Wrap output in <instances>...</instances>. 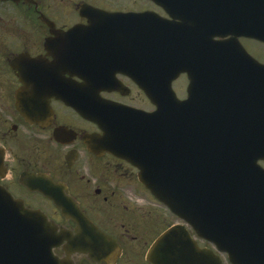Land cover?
<instances>
[{"label": "flooded vegetation", "instance_id": "1", "mask_svg": "<svg viewBox=\"0 0 264 264\" xmlns=\"http://www.w3.org/2000/svg\"><path fill=\"white\" fill-rule=\"evenodd\" d=\"M224 4L234 3L170 0L174 11L168 15L151 0H0V153L7 171L0 184L26 209L47 218L56 233L47 228L44 238L51 242L54 237L60 245L54 251L58 259L72 264H150L148 254L159 238L182 227L200 249L230 264L227 253L200 239L145 190L137 169L102 146L95 148L106 126L129 124L115 120L112 104L147 114L155 109L133 81L162 75L150 71L142 38L151 22L157 30L161 23L171 25L175 38L189 41L204 21L209 33V21L231 20L232 14L220 9ZM123 15L149 16L117 25L109 19ZM182 22L187 27H178ZM230 39L231 35L216 38ZM258 43L241 38L242 47L223 50V58L217 59L221 73L214 72L212 58L206 61L207 82L196 95L198 102L210 105L198 108L197 117L224 119L238 136L264 130L261 82L258 88L257 77H249L250 59L260 62L253 45ZM180 81L187 82L178 95L185 101L187 76L181 75L174 84ZM100 82L117 85L99 86L90 95L87 84ZM88 105L98 123L76 113V108ZM258 164L264 169V161ZM48 188L52 190L47 194L58 203L38 191ZM246 191L235 192L240 207L264 210V196L253 199ZM256 240L243 241L239 251L244 261L263 256ZM11 241L16 250L27 246L18 235L5 239L4 247L9 248ZM30 255L33 258L34 252ZM8 257L11 263L12 257L19 262L22 253Z\"/></svg>", "mask_w": 264, "mask_h": 264}, {"label": "water", "instance_id": "2", "mask_svg": "<svg viewBox=\"0 0 264 264\" xmlns=\"http://www.w3.org/2000/svg\"><path fill=\"white\" fill-rule=\"evenodd\" d=\"M153 1L169 12L167 0ZM233 3L220 7L225 15L226 11L232 14L231 20L209 22V33L206 30L204 34L206 38L181 40L173 36V29L164 25L160 27L159 36L152 32L146 36L150 41L148 48L161 49L152 53L154 59L159 55L163 60V74L135 82L156 110L149 115L116 106L115 120L147 122L106 126L108 131L103 130V145L111 155L138 169L141 184L179 219L192 226L200 238L214 243L220 252H228L232 264H264V210L240 207L235 193L247 189L248 197L264 196V171L257 165L264 159V130L238 136L224 119L216 116L195 118L198 108L210 105V102L202 104L196 97L207 82V69L203 67L204 71L193 73L194 59L197 66H206V60L212 58L215 73H221L223 68L217 67V59L223 58V50L232 44L239 46L238 38H250L264 44V0H233ZM122 18L125 21L126 18ZM226 25L230 27L225 28ZM181 27L187 26L182 22ZM228 35L233 36L228 43L214 42L215 37ZM253 67L249 77H257L258 87L261 82L264 99V65L254 62ZM184 73L190 82L188 98L179 102L172 92V84ZM95 88L93 86L92 90ZM78 112L85 119L97 122L91 106ZM4 177L0 154V179ZM42 234L38 218L14 202L0 186V264H5L1 259L10 261L8 254L19 252L22 262L18 264H67L52 256L51 250L55 246L49 247L45 243L36 247L38 261L25 256L30 247L16 250L13 241L9 242V248L4 247L8 243L5 239L18 235L27 243L35 236L40 243ZM248 239H261L254 244L262 246L263 256L254 262L244 261L240 256L239 249L243 241L249 244ZM156 244L149 253L151 264H222L212 252L200 250L182 228L170 230ZM11 261L14 264L13 257Z\"/></svg>", "mask_w": 264, "mask_h": 264}, {"label": "rangeland", "instance_id": "3", "mask_svg": "<svg viewBox=\"0 0 264 264\" xmlns=\"http://www.w3.org/2000/svg\"><path fill=\"white\" fill-rule=\"evenodd\" d=\"M256 50V55L259 57L260 63L264 64V45L261 44H253ZM187 82L186 81H180L177 82L176 85L174 86V91L177 92V94H180V90H184ZM184 94V93H183ZM180 96V95H179Z\"/></svg>", "mask_w": 264, "mask_h": 264}]
</instances>
